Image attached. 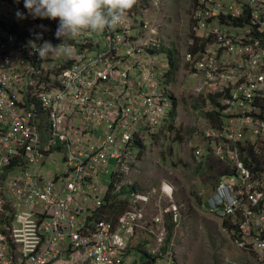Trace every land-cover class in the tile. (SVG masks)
Listing matches in <instances>:
<instances>
[{
  "label": "built area",
  "instance_id": "2783aa9c",
  "mask_svg": "<svg viewBox=\"0 0 264 264\" xmlns=\"http://www.w3.org/2000/svg\"><path fill=\"white\" fill-rule=\"evenodd\" d=\"M160 1L133 0L119 25L68 40V55L40 58L28 44L37 32L38 43L59 44L58 18L19 35L0 30V264H134L140 244L154 247L155 264H177L166 218L175 224L181 214L171 202L151 206L133 189L122 213L96 217L107 181L120 194L135 141L173 111L153 17ZM192 24L186 65L223 107L190 143L198 164L213 159L221 169L205 210L264 264V0H196ZM56 153L65 168L44 172ZM112 160L121 168L107 180ZM172 194L163 184L159 198ZM149 206L159 208L150 224Z\"/></svg>",
  "mask_w": 264,
  "mask_h": 264
},
{
  "label": "rangeland",
  "instance_id": "374dc122",
  "mask_svg": "<svg viewBox=\"0 0 264 264\" xmlns=\"http://www.w3.org/2000/svg\"><path fill=\"white\" fill-rule=\"evenodd\" d=\"M193 3L195 0H161L158 10H153V17L163 28V56H167L163 57V60L168 61L165 76L171 89L173 111L161 129L153 131L151 137L141 139V143L136 144L135 141L128 151V170L119 179L114 178L118 179V183L121 181L119 185H122L116 200L127 201L128 205L134 189L137 195L150 194L151 206L160 204L162 207L171 202V208L172 205L177 207L181 214L178 223L173 224L166 218L167 227L169 225L171 232L170 238L173 240L172 254L177 264H257L250 253L234 243L228 224L221 223L205 210L207 200L212 197L219 179L217 174L221 171L218 170L221 169L213 159L209 163L198 164L193 158L190 145L203 134L207 122L216 123L205 117V113L216 110L208 99L215 88L204 84L201 79L192 77L186 65L185 54L191 49L193 33H196L192 24ZM14 6L11 0H0V15L6 21H15L16 12L8 13ZM37 20L38 18L31 21L19 19V30L41 28L39 23L34 22ZM15 23L18 24L17 21ZM169 52L173 54L176 69L172 68ZM222 109V106L217 108L220 113L219 120L223 117ZM53 159L41 166L44 172L65 168L62 153L54 154ZM120 168L117 162L112 160L107 167V180ZM106 184L109 195H115L112 192L115 187L108 185V181ZM163 184L173 190L171 199L159 198ZM153 190H157L155 196H152ZM151 206L148 208L147 221L158 213L159 208ZM96 217H107V214ZM151 222L152 220L148 223ZM142 236V232L137 233V238ZM153 250V246L140 244L133 250V254L130 253V260L134 261V264H155L158 256L152 255Z\"/></svg>",
  "mask_w": 264,
  "mask_h": 264
},
{
  "label": "clouds",
  "instance_id": "9594fccd",
  "mask_svg": "<svg viewBox=\"0 0 264 264\" xmlns=\"http://www.w3.org/2000/svg\"><path fill=\"white\" fill-rule=\"evenodd\" d=\"M132 2L133 0H23L26 12L17 9L15 15L20 19L25 18V15L33 19L58 18L54 35L60 40L59 44L54 46L47 40L38 43L42 37L40 32L35 33L34 40L28 41L35 54L46 58L68 55L71 49L67 41L82 32L100 33L106 28L111 29L119 25L123 13Z\"/></svg>",
  "mask_w": 264,
  "mask_h": 264
},
{
  "label": "trees",
  "instance_id": "16d2710c",
  "mask_svg": "<svg viewBox=\"0 0 264 264\" xmlns=\"http://www.w3.org/2000/svg\"><path fill=\"white\" fill-rule=\"evenodd\" d=\"M12 2H14L15 6L14 9L17 10L19 9L21 12H26V10L24 9V5H23V0H11ZM6 6H4V8H6ZM6 16V15H5ZM17 17V16H16ZM11 19V17L9 18ZM33 18L31 16L25 15V18H23V20H28L31 21ZM16 22V18L15 21H6L4 17H2L0 15V30H4L5 32H9V33H14L19 35L21 32L19 30V27ZM23 32V29H22ZM193 50L192 48L190 49V51ZM169 58L170 61L172 63V68L176 69V66H174L175 61L173 60V54L172 52H169ZM173 60V61H172ZM208 97V96H207ZM218 97L219 96H213V95H209L208 99L211 102V105H213L215 107V111L213 112H208L205 113V117L206 119H209L211 122H218L219 121V111H217V108H219V101H218ZM120 194H115V195H109L105 198V205L101 211V213H106L107 217L106 218H111L110 216H115L117 215L116 213H122L126 207H127V201H117L116 199L118 198ZM100 213V214H101ZM99 213L97 215H100ZM224 224V223H223Z\"/></svg>",
  "mask_w": 264,
  "mask_h": 264
},
{
  "label": "bare ground",
  "instance_id": "6f19581e",
  "mask_svg": "<svg viewBox=\"0 0 264 264\" xmlns=\"http://www.w3.org/2000/svg\"><path fill=\"white\" fill-rule=\"evenodd\" d=\"M196 1V0H195Z\"/></svg>",
  "mask_w": 264,
  "mask_h": 264
}]
</instances>
